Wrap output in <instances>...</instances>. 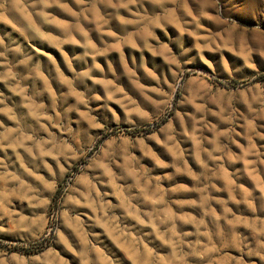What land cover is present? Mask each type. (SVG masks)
Masks as SVG:
<instances>
[{
	"label": "rangeland",
	"instance_id": "1",
	"mask_svg": "<svg viewBox=\"0 0 264 264\" xmlns=\"http://www.w3.org/2000/svg\"><path fill=\"white\" fill-rule=\"evenodd\" d=\"M0 264H264V0H0Z\"/></svg>",
	"mask_w": 264,
	"mask_h": 264
}]
</instances>
